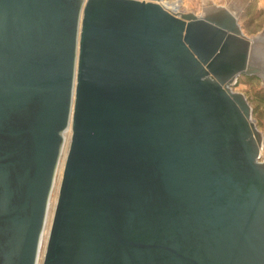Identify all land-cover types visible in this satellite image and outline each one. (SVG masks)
Returning a JSON list of instances; mask_svg holds the SVG:
<instances>
[{"label": "water", "instance_id": "1", "mask_svg": "<svg viewBox=\"0 0 264 264\" xmlns=\"http://www.w3.org/2000/svg\"><path fill=\"white\" fill-rule=\"evenodd\" d=\"M0 0V264H264L249 0Z\"/></svg>", "mask_w": 264, "mask_h": 264}, {"label": "rangeland", "instance_id": "2", "mask_svg": "<svg viewBox=\"0 0 264 264\" xmlns=\"http://www.w3.org/2000/svg\"><path fill=\"white\" fill-rule=\"evenodd\" d=\"M206 1H208L213 7H216V6L226 5L227 0H206ZM167 2H174V3L180 2L181 10L179 11L181 13H194L198 16L201 15L200 0H169ZM257 2L258 0H249L243 6L240 12L241 19L239 20L240 21L239 23L243 29V32L251 39H253L256 35L262 34L264 29V9L259 10L256 5ZM233 90L235 92L243 93L247 97L252 109L254 110L253 119L257 124L259 131L262 133L264 137V102L259 97V94H261V92L264 91V86H259L258 77L242 76L237 80V83L234 86ZM65 137L67 140L69 139L67 134L65 135ZM261 156L264 157V146ZM62 173H58L57 175L56 184H55L56 186L53 190V195H52V203H54L57 200L56 198L58 197V192H59L58 186L59 183L61 182L59 180L62 178ZM46 232L47 231H45V235ZM45 245L46 244H43L42 247L40 264L42 262V257L45 251V247H46Z\"/></svg>", "mask_w": 264, "mask_h": 264}, {"label": "bare ground", "instance_id": "3", "mask_svg": "<svg viewBox=\"0 0 264 264\" xmlns=\"http://www.w3.org/2000/svg\"><path fill=\"white\" fill-rule=\"evenodd\" d=\"M161 5H164L163 7L165 9H167L168 11L170 12H173V13H178L180 12L179 10L180 7H181V4L180 2H167V1H164ZM181 13V12H180ZM67 136L68 138L70 139L71 137V131H68L67 133ZM66 139V137H65ZM69 139L65 140V146L63 148V152H62V157H61V161H60V165H59V168H58V173H62L63 171V168H64V164H65V160H66V156H67V153H68V149H69ZM57 173V175H58ZM59 177V176H58ZM61 181V179L59 180ZM56 184V183H55ZM60 185V183H59ZM56 186V185H55ZM59 188V186H58ZM57 196V195H56ZM57 199V198H56ZM57 201V200H56ZM56 201L54 203H52V198H51V201H50V208H49V213H48V218H47V223H46V227H45V231L46 232V235H45V231H44V234H43V241H42V247H43V244H46L47 242V239H48V235H49V231H50V227H51V223H52V219H53V214H54V210H55V205H56ZM51 213V214H50ZM50 214V215H49ZM46 246V245H45ZM42 247H41V251H42ZM40 257H41V254H40ZM41 259V258H40ZM39 264H40V260H39Z\"/></svg>", "mask_w": 264, "mask_h": 264}, {"label": "crops", "instance_id": "4", "mask_svg": "<svg viewBox=\"0 0 264 264\" xmlns=\"http://www.w3.org/2000/svg\"><path fill=\"white\" fill-rule=\"evenodd\" d=\"M257 8L260 10V9H264V0H258L257 2ZM226 7V5H224ZM249 7V6H248ZM240 19H241V15L239 14L238 16Z\"/></svg>", "mask_w": 264, "mask_h": 264}, {"label": "trees", "instance_id": "5", "mask_svg": "<svg viewBox=\"0 0 264 264\" xmlns=\"http://www.w3.org/2000/svg\"><path fill=\"white\" fill-rule=\"evenodd\" d=\"M260 99L264 102V91L261 92V94H259ZM254 113V110H253Z\"/></svg>", "mask_w": 264, "mask_h": 264}]
</instances>
